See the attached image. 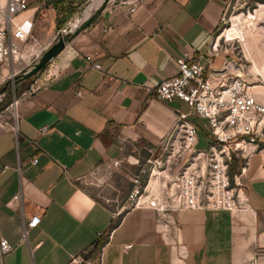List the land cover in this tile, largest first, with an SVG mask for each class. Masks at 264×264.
<instances>
[{"label":"crops","instance_id":"crops-1","mask_svg":"<svg viewBox=\"0 0 264 264\" xmlns=\"http://www.w3.org/2000/svg\"><path fill=\"white\" fill-rule=\"evenodd\" d=\"M133 1L25 0V10L13 17L9 33L23 21L31 24L25 42H15L19 57L44 52L61 29L70 35L44 69L19 82L9 97L22 96L16 134L0 127V168L7 167L0 172V239L12 247L0 264H65L96 241L103 264H264L256 257L264 247V138L243 174L242 159L230 166L247 200L235 214L144 208L117 214L114 205L127 199L122 178L139 170L128 162L143 160L141 149L158 148L178 111L190 112L179 100L165 103L147 92L176 76L173 61L182 52L193 51L192 61L204 65L213 84V71L228 63V71L242 74L264 103V26L255 27L264 23V4L244 21L263 42L256 51L240 45L238 57L228 44L219 45L217 33L241 0H147L131 12ZM243 37L235 39L244 44ZM242 59L257 62L246 68ZM47 69L55 78L43 83ZM190 121L198 129V147L199 131L210 142L207 123ZM15 195L19 203L10 202ZM34 215L39 223L23 234V223Z\"/></svg>","mask_w":264,"mask_h":264},{"label":"built area","instance_id":"built-area-1","mask_svg":"<svg viewBox=\"0 0 264 264\" xmlns=\"http://www.w3.org/2000/svg\"><path fill=\"white\" fill-rule=\"evenodd\" d=\"M144 1L147 0H134L131 12ZM25 8V0L0 3V63L7 58L16 60L19 57L20 49L15 42H25L31 24L23 21L11 33L9 27L13 17ZM222 21L224 25L225 19ZM57 36L62 38L61 31ZM56 37L54 42L59 39ZM215 48L216 45L213 50ZM42 53H35L30 62L37 61ZM192 54L193 51L182 52L173 61L176 76L164 79L154 89L147 90L159 101L172 103L179 100L185 103L190 112L178 111L169 135L154 150L153 156L139 167L138 173L131 177L125 210L144 208L160 213L213 210L235 214L246 207L247 200L241 196L242 185L238 178L244 173L250 155L256 152L264 138V103L256 101L251 84L242 74L232 75L228 71L226 62L223 68L213 71L215 83L209 82L204 76V65L193 62ZM86 60L91 62L90 57ZM90 67L101 70L98 64H91ZM54 78L55 74L47 69L42 72L40 80L44 83ZM21 97H13L0 111V127L13 134L17 132V108ZM190 117L206 121L210 138L207 149L198 147V129ZM45 130L46 127H43L38 132L41 134ZM234 159L244 161L239 175H230ZM35 163L33 159L31 164ZM173 166H177L176 173H170ZM6 169L2 166L0 172ZM19 201V195L10 200L13 203ZM38 223V216L30 217L22 225L23 234L34 229ZM102 236V233L97 234V239ZM11 249L6 240L0 239V256ZM256 257H264V247L258 248ZM65 264H103V248L96 241L69 257Z\"/></svg>","mask_w":264,"mask_h":264},{"label":"rangeland","instance_id":"rangeland-1","mask_svg":"<svg viewBox=\"0 0 264 264\" xmlns=\"http://www.w3.org/2000/svg\"><path fill=\"white\" fill-rule=\"evenodd\" d=\"M242 3L240 6H233L230 11L228 12L226 18H225V24L221 26L219 29L217 36L218 38V43L220 46H225V44H228L229 48H233V53L238 54V57H241V53L239 54V47L240 45H245L250 47V51L253 49L256 51V48L259 46V41L263 42V35L259 33L258 31H253L248 25L250 23L244 22L246 19L249 21L250 16L254 14V10L260 9V4H264L263 1L261 0H241ZM264 7V6H263ZM254 11V12H253ZM260 12V10H257V13ZM84 11L81 9L80 11L76 12V18L80 19L84 15ZM88 17V16H87ZM234 20H237L235 22H232ZM240 23V24H239ZM74 24V23H72ZM262 26H264V23H255L256 29H260ZM73 29V28H72ZM71 29V32L73 31ZM61 37L64 38L70 35L69 32H66L64 29H61ZM65 32V34H64ZM243 43L240 44V38L235 39L237 36H243ZM59 36L56 37L58 39ZM240 41V43H239ZM32 55L29 53H23L20 57H18L16 60L13 59H6L2 63H0V111L10 102L11 99H9L11 93H15L17 89L20 87L19 82L22 81H27L30 78L26 80H20V76L27 71L30 66L35 63L36 61L30 62V64L27 65V63L31 60ZM254 61L252 59H242L240 63L244 64L246 68H249L250 66L253 65ZM22 85V84H21ZM201 123L204 124L203 126L206 125V121H202ZM199 138H200V143H199V148L201 149H207L209 145V141L206 138L205 134L202 131H199ZM145 151V155H142L143 160H139L136 164L134 160H130V163L128 162L129 165H134L140 167L143 165L147 159L151 158L153 156L152 153H154V150L146 148V149H141L137 151V155L141 154L142 152ZM132 161V162H131ZM131 167V166H130ZM177 167V166H176ZM176 167H172L173 172H177ZM182 171V169L180 170ZM135 171H128V175L122 178V186H123V195H126V193L130 191L131 184H130V179L133 175L137 174ZM161 175H165V173H162ZM127 194V197H128ZM122 195V197H123ZM122 200V199H121ZM126 203V202H125ZM121 203L120 199L115 202L114 205L117 206V211L116 213H121L125 210L126 204Z\"/></svg>","mask_w":264,"mask_h":264},{"label":"water","instance_id":"water-1","mask_svg":"<svg viewBox=\"0 0 264 264\" xmlns=\"http://www.w3.org/2000/svg\"><path fill=\"white\" fill-rule=\"evenodd\" d=\"M88 24H90V22L84 23L83 26L86 27ZM63 46L64 40L62 38H59L42 53L39 59L35 63H33L27 71H25L20 76V80H26L41 72L46 66V64L51 61L63 49Z\"/></svg>","mask_w":264,"mask_h":264},{"label":"trees","instance_id":"trees-1","mask_svg":"<svg viewBox=\"0 0 264 264\" xmlns=\"http://www.w3.org/2000/svg\"><path fill=\"white\" fill-rule=\"evenodd\" d=\"M230 175H232V173H230Z\"/></svg>","mask_w":264,"mask_h":264}]
</instances>
